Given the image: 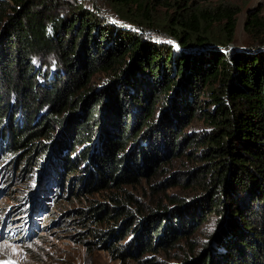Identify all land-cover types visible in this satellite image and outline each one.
Here are the masks:
<instances>
[{"label": "trees", "instance_id": "obj_1", "mask_svg": "<svg viewBox=\"0 0 264 264\" xmlns=\"http://www.w3.org/2000/svg\"><path fill=\"white\" fill-rule=\"evenodd\" d=\"M110 3L121 21L139 30L107 22L74 0H0L5 155L18 154L15 159L24 160L23 169L32 172L37 147L55 141L57 175L73 183L74 175L84 171L82 182L99 191L136 185L166 161L189 155L184 148L194 147L191 155L198 164L188 171L198 192L193 202L169 197L176 207L158 206L140 217L128 246L111 244L115 229L94 236L118 256L155 264L148 253L175 246L214 216V246L209 244L192 264H264L261 10H249L246 19L255 43L233 48L240 12L233 3ZM146 29L172 40L144 36ZM49 62L52 71L42 65ZM97 74H103L99 85L93 80ZM194 121L207 128L186 133ZM23 152L28 154L21 159ZM1 177L13 180L10 168ZM91 210L86 218L109 221L128 208L112 207V215L106 203H99Z\"/></svg>", "mask_w": 264, "mask_h": 264}, {"label": "rangeland", "instance_id": "obj_2", "mask_svg": "<svg viewBox=\"0 0 264 264\" xmlns=\"http://www.w3.org/2000/svg\"><path fill=\"white\" fill-rule=\"evenodd\" d=\"M74 1L92 11H98L107 22H124L117 15L110 0ZM197 1L204 5L233 3L239 6L236 35L230 45L233 48H244L255 43L254 36L246 30V19L249 10L254 8L260 9L261 15L264 16V0ZM163 11L164 9L160 8L158 14L163 15ZM120 25L139 30L137 26L125 22ZM146 34L166 43L172 40L155 29L144 30L143 35ZM39 63L40 61L36 63L38 67L41 66ZM42 65L44 69L48 66L54 67L51 62ZM102 77L103 74H97L93 80L99 85ZM206 128L202 122L194 121L185 132L191 133ZM55 145L54 141L45 148L42 143L37 147L34 153L37 163L33 171L29 172L28 169H23V166L27 167L24 160L15 159L18 154L5 155L8 151V141L0 137V182L3 184L0 185V264H141L140 260L133 256H118L110 251L108 246L104 245L103 239L96 238L94 234L115 229L116 237L111 240V244L128 246L137 234L135 230L140 225V217L149 215L150 210L162 205L174 209L176 204H172L168 199L174 195L185 196L189 202H193L191 199L193 200L197 192L196 185L188 174V171L198 164L191 155L194 147L184 148L189 155L166 161L156 173L143 176L141 182L136 185L96 191L82 182L79 176L83 175L84 171L72 176L75 178L73 183L70 177L60 178L57 175L56 166L53 165ZM27 154L23 152L21 159ZM5 167L10 168L13 180L4 181L5 178L1 177ZM173 178L179 183H173ZM60 181L62 184L59 187ZM57 189H60L59 193L55 191ZM42 193L46 196H41ZM99 203H106L112 215L114 213L111 208L123 204L127 206L128 211L126 214L115 213L109 221L86 218L85 211H89L87 214L92 213L91 207ZM128 221L134 222V225L129 234H124L132 223ZM217 227L216 218L212 216L200 223L194 234H188L175 246L160 248L157 252L148 253L146 257L154 260L155 264H192L210 247L209 244L214 246L210 239Z\"/></svg>", "mask_w": 264, "mask_h": 264}]
</instances>
